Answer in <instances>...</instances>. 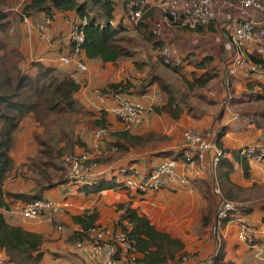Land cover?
I'll return each instance as SVG.
<instances>
[{
  "label": "trees",
  "instance_id": "1",
  "mask_svg": "<svg viewBox=\"0 0 264 264\" xmlns=\"http://www.w3.org/2000/svg\"><path fill=\"white\" fill-rule=\"evenodd\" d=\"M17 1L0 0V209L5 210L8 209L5 197L25 203L39 199L51 200L45 197V193L69 183L67 168L63 161L64 156L74 153L77 148H85V145L79 136L71 130L67 133L64 129H60L56 139L57 144H54L50 125L64 118L80 117L85 119L84 125L89 130L110 127L107 110L88 111L79 102L77 94L81 84L72 76L62 74L56 68L40 62H31L28 67H24L25 58L22 52L13 47L8 40L11 27L15 22H22V15L33 17L40 13L46 16L53 13H71L76 20L86 19L87 22L83 28L82 59L99 60L103 66L110 65L116 68L122 62L133 60L135 55L134 50L138 45L134 38L127 35L133 29L128 26L131 22L128 5L131 2L143 0H23L19 13H16L12 11V7ZM118 9L121 18L117 25H113ZM161 16L160 9L148 8L134 29L139 41L150 44L157 52H160L164 42L152 33V26ZM124 20L127 22L125 26ZM217 23V21L209 23L206 31L210 34H219L222 38L227 37L223 29L218 30ZM183 32L200 35L205 33L203 28L196 30L183 28ZM229 39L227 37V41ZM217 52L220 65L216 63V56H202L199 60H195L193 70L188 76L182 72L183 67L164 65L160 56H156L157 63L180 77L185 84V92L174 89L164 78L153 72L141 75V62L133 61L132 66L136 75L133 74L131 80L109 82L99 90V94L111 101L113 95L117 93L131 98L141 97L151 87L156 86L164 102L162 105L153 106L154 113L167 115L172 121H178L185 116L199 119V115L193 112L195 107L192 101H202L209 106L218 104L215 100L208 98L205 91L212 83L219 80L232 58V48L228 43H220ZM250 59L256 64H264V59L260 57H250ZM244 74H246L244 89L236 90L232 86L230 90L232 95L230 106L239 109L238 120L245 126H249L252 132L259 134L258 139L247 146H261L264 145V81L261 83L254 80L249 72ZM27 118L44 130L41 134L34 135L38 147L37 153L23 165L26 173L29 172L30 175L25 177L22 174V177L32 183V190L29 194L6 193L4 184L8 173L13 168L10 154L15 145V133L20 123ZM228 128L221 127L214 139L216 146L225 153L215 167L220 197L212 193L208 180L200 181L201 193L206 201L201 218L202 227L210 225L214 220L220 199L249 203L237 211L246 216L251 215L256 203L264 199V184L244 187L232 181L237 168H240L246 180L249 179L251 165L242 155L244 148L225 147L223 139ZM112 137L115 140L112 146L116 148V152L113 156L100 160V163L113 161L130 151L154 149L168 144L171 140L169 136L160 132L134 134L127 129L113 133ZM183 152V149L177 152L163 151L157 152L154 156L161 158V163L167 159L179 160ZM154 168L148 170L146 175H149ZM127 174H129L128 170L121 175ZM170 189H176V187ZM115 190L125 191L130 195V190L123 187L116 178L109 180L98 178L78 188V192L85 196L100 195L103 192ZM132 199L130 195L128 201L114 205L116 219L108 224V227L113 231L124 232L128 236L142 264H180L182 258L188 255L183 242L167 232L158 230L133 207ZM65 216L69 218L72 225L78 227V230L73 231L66 239V242L72 245L85 240L88 231L97 227V222L100 220V212L97 209L84 211L78 215L66 212ZM231 218L232 216L226 218L222 224L228 223ZM41 244L40 234L25 230L22 226L10 224L0 214V253L5 257L1 264H40L44 257V253L40 250ZM211 258L214 264H233L225 260L226 251L223 244L217 248ZM94 264L99 263L94 262Z\"/></svg>",
  "mask_w": 264,
  "mask_h": 264
},
{
  "label": "crops",
  "instance_id": "2",
  "mask_svg": "<svg viewBox=\"0 0 264 264\" xmlns=\"http://www.w3.org/2000/svg\"><path fill=\"white\" fill-rule=\"evenodd\" d=\"M22 2L23 0H18L17 4L13 5L12 11L19 13ZM149 8L159 9L158 0L152 2ZM245 15L247 17L259 19V16L252 11L247 12ZM230 17L238 20L240 14L230 13L226 18ZM220 18H225L224 13L220 14L216 20ZM29 19L32 22H40L43 19V13L38 14V16L29 17ZM161 19L162 16L157 20ZM69 21L74 22L77 20L71 13H56L55 20L50 27L49 41L41 40L36 32L27 34L22 22H15L8 33V40L13 47L22 52L25 58L24 67H28L31 62H40L46 66L56 68L62 74L72 76L81 84L77 99L86 110L92 112H98L104 109L107 110L112 106V101L107 97H102L99 94V90L109 82H119L122 80V75L118 72V69L121 67L117 66L116 68H112L110 65L103 66L99 60H83L86 66L85 72H77L74 66L60 67L57 64L58 57L66 55L69 52V41L67 39L70 26ZM125 21L126 20L123 21L124 26L127 25ZM117 22L118 21L115 19L113 25H117ZM128 26L133 28L132 33H134L136 26H133L131 22ZM219 28L222 29L220 26ZM203 31L205 32L204 35L210 34L206 31V28H203ZM199 35L200 34L193 33V36ZM218 37L220 38L219 44H229L227 37L223 36L224 38H222L221 35ZM219 59L220 58L216 56V63L218 65H220ZM125 69L130 77L129 80H131L134 69L127 67ZM225 70L219 80L212 83L205 91L207 97L215 100L218 104L220 101L229 102L232 99L231 94H229V96L227 95L228 98L225 99L226 94L223 91L226 87L223 81ZM244 79H246V74H244V71H239L235 76L230 78L229 83H232L233 86L235 82H237L235 85L238 88L244 89ZM132 98L138 101L143 100L144 102H142V104L144 105H162L164 102L156 86L151 87L145 95L141 97L133 96ZM226 112L228 113L226 117L227 120L218 125V128H216L218 130H213L211 133L207 134L211 139H214L221 127H229L223 139L224 145L227 148H243L252 141L258 139L259 134L252 132L249 126H245L242 121L238 120L237 115L232 116V114L228 112V108L225 109V113ZM76 118L80 119V117ZM82 120L84 125L85 119ZM192 120L194 121L195 119H192L190 116H185L178 121H172L167 115H158L154 112L145 114L143 123L137 128L129 129V131L134 134H143L150 131L160 132L170 137L171 140L169 143L154 149L130 151L106 163H100V160L113 156L115 152L99 156L97 159V163L99 162L98 167L94 170L95 175L91 177L90 181L97 180L98 178L119 179L118 174L121 175L124 171H129L131 169L138 171L140 174H146L148 170L154 168L162 160L161 158L155 157L154 154L163 151L177 152V150L183 148V132L191 130L188 129V127L201 129L199 126L200 123L194 125ZM109 121L110 127L108 130L111 134L125 130L124 126L111 114H109ZM90 130L86 127L84 131L81 130L77 132L79 135L75 134L79 136L85 148H77L74 153L91 150L95 147L96 142L92 135L94 129ZM43 131L44 130L39 128L30 118L20 123L15 133V145L10 154L13 160V168L8 173L4 184V191L6 193H31L32 183L26 181L22 177V174L28 177L30 173H26V168H24L23 165L30 157L36 155L38 147L34 140V135L41 134ZM110 136L109 139H106L108 146L113 145L115 141L112 135ZM212 155L213 152L211 151L206 154L204 159V173L199 177L191 179L188 187L147 193L130 191V195L133 197V207L136 208L141 215L145 216L158 230L167 232L172 237L183 242L185 251L188 255L185 256V261L183 259L181 260L180 264H194L198 260L210 258L221 244L224 245L226 251L225 260L227 262L233 264H264V199L256 203L251 215L246 216L236 212L231 215L232 218L228 223L222 224L217 230H214L215 215L210 225L206 227L201 226V218L206 207V201L201 193L200 181L208 180L212 193L214 194L215 188H219L215 176V169L211 167L210 163ZM177 161L179 162L177 166L178 170L181 171L182 158ZM137 165L141 166V170L138 169ZM111 171L113 172L111 173ZM249 173L250 177L246 180L240 168H237L232 176V181L244 187H250L252 184H264V164L251 165ZM79 187V185L68 183L55 190L48 191L45 193V197L56 201L64 199L69 200L72 204L69 213L73 215L97 209L100 212V220L97 224L100 226H108V224H111L112 221L116 219L114 205L128 201L130 196L125 191L117 192L118 196L115 199L109 198V196H111V191L103 192L100 195L85 196L78 192ZM216 196L220 197V195ZM104 197H108L110 200ZM5 198L8 209H0V214L3 215L6 222L22 226L25 230L38 233L42 236L40 250L44 253V257L40 264H94L88 257H84L75 252L73 245L66 242L68 235L73 231H77L78 227L71 224L69 218L65 216V213L56 215L53 223H44L39 220L25 221L14 213V205L20 201H13L8 197ZM101 200L102 204L106 203L108 206L104 207L101 204ZM238 203L240 207L249 204H244L242 202ZM100 205L103 207L101 208ZM104 211H107L109 214L108 218L105 216V220L102 213ZM244 223L248 224L252 232L253 238L249 244L243 243L238 239L240 225ZM4 260V255L0 253V264Z\"/></svg>",
  "mask_w": 264,
  "mask_h": 264
},
{
  "label": "built area",
  "instance_id": "3",
  "mask_svg": "<svg viewBox=\"0 0 264 264\" xmlns=\"http://www.w3.org/2000/svg\"><path fill=\"white\" fill-rule=\"evenodd\" d=\"M126 1V0H123ZM156 0H143L131 2L130 21L133 26L139 23L144 12ZM162 12V19L152 26V33L160 37L164 24H173L182 28L196 30L206 28L207 25L217 19L223 12L240 14L237 24L232 30L229 45L232 48V58L226 67L223 81L226 87L229 80L237 72H249L257 81H264V64L254 63L250 57H260L264 59V2L261 0H167L159 3ZM246 9H253L259 12V19L247 17ZM55 14L46 16L40 22H32L29 17L22 15V24L27 34L36 32L41 40H50V27L55 20ZM69 31L67 39L70 50L66 55L58 57L57 64L60 67L74 66L77 72H85L86 66L81 57V48L84 43L83 28L87 24L86 19L69 21ZM164 65L172 66L173 58L177 56L175 49L163 46L159 52ZM178 67L179 63H176ZM122 75L121 79H130L124 67L118 69ZM125 129L139 127L143 123L144 115L153 112V105H144L138 100L122 95L114 94L112 106L107 109ZM96 142L91 150L79 153H70L64 157V165L67 168V178L69 183L83 186L89 184L91 177L95 175L94 170L98 167L97 159L109 153L116 152L112 145L108 146L106 139L110 133L107 128H97L92 132ZM183 156L182 170H178L176 159L163 160L155 167L149 175L140 174L136 170H129V174L121 175L118 182L123 187L136 193L158 192L171 187L185 188L190 185L191 179L199 177L204 173V159L206 154L213 152L211 167L215 169L220 158L225 153L219 149L214 139L208 135H203L194 130H186L182 134ZM242 155L255 166L264 164V145L243 147ZM122 174V173H121ZM216 195H220L219 188L214 190ZM72 204L69 200H46L39 199L32 202H17L14 205V213L22 220L53 223L54 217L58 214L69 212ZM240 204L235 201L220 199L215 212L214 230L221 227L223 220L236 213ZM60 229V228H59ZM252 232L248 224L240 225L238 239L246 244L252 240ZM75 252L84 257H88L99 264H142L138 254L134 252L132 243L128 236L121 231H113L108 226L94 227L87 233V237L82 242L73 245ZM184 261L185 257L182 258ZM194 264H214L212 258L198 260Z\"/></svg>",
  "mask_w": 264,
  "mask_h": 264
},
{
  "label": "rangeland",
  "instance_id": "4",
  "mask_svg": "<svg viewBox=\"0 0 264 264\" xmlns=\"http://www.w3.org/2000/svg\"><path fill=\"white\" fill-rule=\"evenodd\" d=\"M165 1L167 0H158L159 3H162ZM17 2L15 3V5L17 4ZM246 11L247 12L252 11L260 17L259 12L253 9H246ZM223 13H224L225 18L224 19L220 18L216 21L218 22L217 24L220 27H222V29L225 31L226 36L230 38L232 34V30L236 26L237 22H236V19H232L231 17L226 18L230 14V12L225 11ZM120 15H121L120 11L117 12L116 21H118L121 18ZM125 24H127L126 21H125ZM218 30H220V28ZM229 34H230V37H229ZM127 35L134 38L138 46L134 50L135 55L133 56V60L122 62L121 65H119V67H124V68L127 67V68L134 69L132 66V62L133 61H137L138 63L141 62L140 63L142 64L141 65L142 66L141 75H144L149 72H153L154 74L159 75L162 78H164L168 83H170L173 86L174 89L180 90L182 92L186 91L185 84L183 83V81L180 79L178 75L174 74L171 70L166 69L164 66L156 62L157 61L156 56H160L159 52L154 51L150 44H145L139 41L135 33L131 32ZM218 36L219 34L193 36V34H189V32H183L182 27H179L173 24H164V28L160 36V39L164 42V46L171 47L175 49L177 52V56L173 58L174 63H172L171 67L177 65L176 63H179L178 67H183L182 72L186 76H188L189 72L193 70V63L196 62L195 60H199L202 56H206V55L217 56L218 54L217 48L219 46V40H220ZM134 75H136L135 71H134ZM235 84H237V82H235ZM235 84L233 85V88L238 90L239 88ZM231 88H232L231 83H229V86L225 87V89L222 88L226 94L225 99L228 98L227 95L229 96V94H231L229 91L231 90ZM139 101L141 103L144 102L143 100H139ZM192 102H193V106L195 107L193 108V112H195L200 117L199 119H196L194 121L192 120V122H194V125H196L197 123H200L201 125L199 124V126L201 127V129H198L196 127H188V129L194 130L205 136L208 133H211L213 130L215 131L218 130L216 129L218 128V125H220L221 122L224 123L227 120L226 117L228 113L227 112L225 113V109L228 108V112H230L232 116L237 115L239 117V113H238L239 109L235 108V106H230V101L229 102L220 101V103L217 104L216 106H209L202 101H192ZM221 104H222V107H221ZM81 120L82 118L78 119L76 117L64 118L60 120L58 123H54L50 125L52 129V136H53L54 144H57L56 139L59 136L60 129H64L65 132L67 133H70L69 131L71 130L76 135H79L77 134L78 131H81V130L84 131L86 127L82 123L83 120L82 121ZM110 135L112 134L110 133ZM67 155H65L64 157H66ZM137 167L139 170H141V166L137 165ZM112 172L113 171H111V173ZM118 177L120 178L121 175L118 174ZM120 191L121 190L111 191L110 193L111 196H109V198L110 197L113 199L117 198L118 196L117 192H120ZM106 198L108 199V197ZM101 204H102V200H101ZM102 205L104 207L108 206L106 203H103ZM102 205H100L101 208L103 207ZM102 213L104 216V220H105V216L107 218L109 217V214L107 213V211H104Z\"/></svg>",
  "mask_w": 264,
  "mask_h": 264
}]
</instances>
